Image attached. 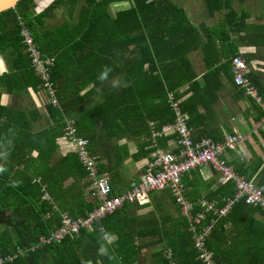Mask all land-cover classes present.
I'll use <instances>...</instances> for the list:
<instances>
[{
  "label": "trees",
  "instance_id": "1",
  "mask_svg": "<svg viewBox=\"0 0 264 264\" xmlns=\"http://www.w3.org/2000/svg\"><path fill=\"white\" fill-rule=\"evenodd\" d=\"M126 1H131L135 6L119 12L116 16L110 14V6ZM78 2L79 0H55L46 6L42 0H23L16 8L0 15V55L10 51L13 60L12 73L0 78V86L8 85V89L11 87L9 85L16 86L17 78L21 74L27 82L26 88L32 87L39 91L45 85V81L35 72L32 59L26 53L21 23H25L31 30L44 54L53 55L52 52L57 54V56L53 55L56 59L51 78L54 89L58 87L59 80L71 82L73 86L77 80L76 70L81 67L86 78L83 87L72 90V95L77 96L91 83L99 85L106 82L107 75L104 71L114 67L116 63L120 65L121 72L127 74L138 88V83L133 79L138 77L148 82L149 90L146 98L151 104V113L156 116L154 118L152 116L151 119L140 116L139 120H143L144 128H146L145 120L152 122L160 120V125L174 123L175 117L171 111L168 96L169 93H173L176 96L175 101L181 100L182 96L177 92L189 80L188 55L190 52L203 49L204 60L210 67L209 72L204 76L205 87L190 88L192 96L182 102L180 109L190 120L196 115L194 107L198 102L197 98L209 97L210 88L217 81H222L224 74L229 75L233 71L232 62L239 52L235 49H227L231 31L222 27L191 25L186 11L173 0H83L82 9L74 23L67 22L56 30L47 32L44 30L47 19L51 18L55 10L60 9L63 3L72 7L70 11L74 14V8ZM203 2L212 14L222 11L225 7L224 0H203ZM230 20L231 23L236 22L235 19ZM203 38L206 41H203ZM129 47L133 50L127 58L126 50ZM54 57L51 58L54 60ZM145 66H148L149 72H143ZM175 70L182 78L181 86L171 83ZM158 71L160 74H157ZM253 78L252 75L251 79ZM165 85L168 90L165 89ZM220 88L221 86L217 89ZM116 96V94L108 96L106 104L93 109V112L86 116L88 128H82L78 124L79 136L90 139L91 143L94 142V136L90 132L100 127L99 115L102 111L106 116L105 121L112 118L113 110L123 109L121 114L125 116L126 105H114ZM260 96L263 98L261 93ZM50 106L51 116L60 117L59 124L37 135L22 134L24 148L37 149L38 147L33 146L44 145L48 140L49 146L56 151L57 140L64 135L66 121L52 104ZM67 109L68 107L63 109L65 114ZM105 131L109 135L114 134L110 130L105 129ZM47 133H53V135L48 137ZM10 140L11 138L8 139V145ZM53 144L54 146H51ZM53 150L48 147L45 151H41L42 157L48 156L49 153V159L48 165L37 172V177H42L41 184L38 185L34 184L35 175L31 173L25 174L24 177L27 179L21 184V180L11 173L10 165L3 163V157L0 156L2 157L0 165L2 166L3 163L5 168L4 172H0L1 182L5 180L4 188L2 185L1 189L0 183V212L12 206L19 209L26 206L32 207L33 212L29 220L34 224L33 228L28 230L15 228L13 231H3L0 229L2 264H98L99 261L103 264H133L137 262L135 258L140 248L135 243V237L139 222H136L129 213V208L134 204H125L112 215L96 222L92 231L83 229L78 236L68 235L59 244L42 245L36 249L41 244L42 237L62 227V217L65 215L63 213L68 212L70 215H67L74 219L79 216L85 218L97 206V204L88 203L84 198L79 202L78 194L83 197L84 188L88 184L80 185V177H86L87 174L77 154L70 153L52 164ZM99 166L103 171L101 162ZM240 171L245 173L242 169ZM70 178L72 182H68ZM234 186L231 183L223 190V198L235 197L236 187ZM61 191L64 192L61 193ZM46 196L51 197L53 202L47 201ZM73 198L79 203L73 208H68L73 203ZM36 203L38 207H35ZM246 205L245 201L240 202L233 209L234 212L232 211L226 218L218 219L211 239L207 240V247L215 252L219 264H264V229H257L259 232L254 230L253 225L256 222L248 219V212L244 213V220L237 215L240 214V210L249 207ZM213 219L215 217L211 215L204 224H210ZM187 220L184 219L185 226L182 230L179 228L177 233L169 234L167 249L174 250L172 260L166 254L167 249H163L154 254L152 264H172V262L203 264L199 259L200 253L194 246L193 234L188 231L190 223L188 224ZM134 221L137 224L136 228ZM232 222L237 229L244 227L246 230L250 229V232L232 236L228 228ZM140 229L141 235H145V231L142 233L144 229ZM102 235L106 238L117 236L118 240L109 245ZM253 235H256L259 241L258 246L250 251L246 246L250 244ZM227 240H231L235 248L230 247ZM47 252L52 260L44 262L43 257ZM11 258L13 261H9Z\"/></svg>",
  "mask_w": 264,
  "mask_h": 264
},
{
  "label": "crops",
  "instance_id": "2",
  "mask_svg": "<svg viewBox=\"0 0 264 264\" xmlns=\"http://www.w3.org/2000/svg\"><path fill=\"white\" fill-rule=\"evenodd\" d=\"M42 1L47 6L55 0ZM82 4L80 3L74 8V14L70 11L72 7H61L55 10L52 17L47 19L44 30L46 32L56 30L67 22L74 23L82 9ZM178 4L180 8L186 11L191 25L195 27H222L231 31L232 35L229 38L227 49L237 50L239 52L238 56H243L248 61L251 70L250 78L253 75L254 78L251 80L256 83L254 85L257 86L259 95L260 93L262 94L263 98L260 97L264 103V0H224V9L214 14L206 9L203 0H178ZM134 6L135 4L131 1L115 3L110 6L109 12L116 16L119 12L131 9ZM230 19H235L236 22L231 23ZM203 41H206V39L203 38ZM25 45L26 53L31 58L27 44L25 43ZM131 50H133L132 47L127 48V58L130 57ZM52 54L57 56L54 52ZM43 55L48 58L54 57L44 53ZM55 59L56 57H54V62ZM188 64L189 80L177 92L182 96L181 100L177 101L180 108L182 102L192 96V89L190 88L198 87L203 89L205 87L204 76L210 70L209 65H206L204 60L203 49L190 52ZM12 65L11 52L2 53L0 55V78L12 73ZM137 68L139 67L137 66ZM143 69L144 73L149 72L147 71L149 69L148 66L143 67ZM121 71L120 65L116 63L114 67L104 71V74L107 75L105 77V79L107 78L106 82L99 83V85L91 83L90 86L83 89L81 94L76 96L72 95V90L83 87L86 78L81 67L78 68L75 73L77 80L73 86L71 82L67 83L59 80L58 87L55 89L57 104L52 103V98L47 92L45 82L43 89L39 91L32 87L26 88L27 82L23 74L17 78L16 86L12 87V85H9L11 86L9 89L7 88L8 85L0 86V156L3 157H0V159L2 158L3 163L6 162L8 166L10 165L11 173L21 180V184H23V180L27 179L24 177L26 173L35 175V185L41 184L40 180L42 177H37V172L48 165L49 159V153L48 156L42 157L41 151H45L48 147L51 150L53 148L49 146L48 140H46L44 145L33 146L38 147L37 149L32 147L26 149L22 143L21 136L25 133L37 135L44 130L49 131L50 128L59 124L60 120L58 119L60 117L54 118V116H51V104L57 109L63 120L66 121V128L68 122H73L76 136L89 141L88 149L97 160L99 171L109 174L110 183H112L114 195L116 196L129 191L134 184L140 182L147 173L149 162L152 159L151 152L154 148L178 151V135L175 132H163L165 127L175 124L176 117L174 112L171 110L175 117V121L172 124L160 125L161 121L159 119L160 122L157 120L153 122L145 120L146 128L142 127L143 120H139V117L151 119L153 116L151 104L146 98L149 90L148 82L144 79L140 80L138 77L133 79V81L138 83V88L129 79V76ZM174 72L175 76H173L171 83L172 85L181 86L182 78L177 70ZM157 74H160V71ZM219 86L221 88L217 89ZM165 89L168 90L166 85ZM115 94L117 96L114 105H126L125 116L121 114L123 109L113 110L112 118L114 120L110 118L105 121L106 116L101 110L102 112L99 115L100 127H96L94 131L90 132L94 136L93 144L90 139L79 136L78 124L82 128H88L89 124L86 122V116L93 112V109H98V107L106 104L108 96ZM168 97L170 104V98H175L176 96L173 93H169ZM197 101L195 104L197 108L194 107L195 118L187 120V127H189L194 140L199 141L203 138H211L221 143L225 142L231 135L244 136L245 140L239 143L237 149L228 150L224 156L238 172H241L240 169L245 171L246 175L243 172L241 174L249 179L250 182L264 188V113L258 103L236 85L233 71L229 75L224 74L223 80L217 81L210 88L209 97L197 98ZM67 107V113L65 114L64 110ZM66 128L64 129V135L57 140L56 151L54 149L51 152L52 155L54 153L53 158L51 157L52 164L70 153H76L75 145L65 137ZM105 129L110 130L114 134L109 135ZM52 135L53 133H47L48 137ZM9 138H11L9 141L10 145L7 144ZM11 146L13 147L10 148ZM51 146H54V144ZM7 160L9 161L7 162ZM100 162L104 169L103 171L100 170ZM3 163L2 166H4ZM86 177H80V185L84 186L85 183L88 185L84 188L83 197L78 194L79 202L84 198L88 203L98 205L92 196L90 180ZM68 182H72V178ZM0 183L1 189L2 185L4 188L5 180L1 182L0 178ZM184 184L186 186V197L194 204L196 212L204 211L206 203L213 204L217 201L224 203L225 200L234 198H223V190L230 184L223 185L221 183L219 173L211 164H204L188 172L184 175ZM63 192L61 191V193ZM221 198L223 199L221 200ZM32 199L35 200L36 197H32ZM46 200L53 202L51 197H47ZM72 202L68 208H73L79 203L74 198ZM38 206L36 203L35 207ZM249 207L240 210V214L237 215L244 220V213L248 212V219L256 222L253 225L254 230L264 229V211L252 206ZM129 209L130 216L136 222H139L136 229L135 243L140 248V252L135 258L138 261L133 264H140L142 260H151L150 263L152 264L154 254L167 249L169 234L172 232L175 234L179 228L181 230L184 228L185 224L183 222L185 218L181 212V207L173 199L170 192H154L148 194L144 200L134 204ZM32 210L33 208L28 206L22 209L15 208V206L3 209L0 212V229L13 231L15 228L26 230L33 228L34 224L29 220ZM136 222L134 221L135 228L137 226ZM187 223L189 224L190 222L187 220ZM140 228L144 229L142 233L145 231V235H141ZM228 228L234 230V232H231L232 236L238 233L250 232V229L246 230L244 227L237 229L233 222L228 225ZM92 230L93 228L89 231ZM188 231L193 234L190 230V224ZM102 237L109 245L118 240L117 236L106 238L105 235H102ZM227 241L230 247L235 248L231 240ZM258 241V237L253 235L250 244L246 248L250 251L255 249L258 246ZM169 250L174 251L172 248H168L166 254ZM231 252L236 251L231 250ZM43 260L47 262V260H52V257L47 252ZM98 264L103 263L99 261Z\"/></svg>",
  "mask_w": 264,
  "mask_h": 264
},
{
  "label": "built area",
  "instance_id": "3",
  "mask_svg": "<svg viewBox=\"0 0 264 264\" xmlns=\"http://www.w3.org/2000/svg\"><path fill=\"white\" fill-rule=\"evenodd\" d=\"M23 26L22 34L33 60L35 72L45 81L52 103L57 104L56 91L51 80L54 60L43 55L31 30L25 23H23ZM250 72V65L243 56H238L233 60V73L236 85L254 99L264 113V103L261 100L258 89L250 78ZM170 108L175 114L176 121L173 126L165 127L163 132H175L178 135V151L154 148L151 152L152 159L149 162L147 173L140 182L134 184L129 191L119 196L114 195L109 174L99 171L98 162L88 149L89 141L78 138L74 130V123L68 122L65 137L72 141L76 147L75 152L86 170L87 177L90 179L92 196L98 205L85 218L78 217L74 219L67 214L63 215L62 227L59 230L52 231L48 236L42 237L41 244L36 249L42 245L59 244L68 235L78 236L83 229L91 230L96 222L112 215L124 207L125 204L141 202L150 193L170 192L173 199L181 207L183 216L190 222L194 246L200 253L199 259L203 264H219L215 252L207 247V240L211 239L217 220L226 218L236 205L243 201L249 206L264 211V188L250 182L224 156L228 150L237 149L239 143L245 140L244 136L231 135L225 142L221 143L211 138H203L196 141L189 127H187L188 117L182 113L179 103L173 97L170 98ZM204 164H211L217 170L223 185L232 183L237 190L234 198L227 199L224 203L221 201L213 204L206 203L204 211L196 212L194 204L186 197L184 175ZM211 215L215 219L210 224H204L207 219H210ZM22 253L24 254V252ZM173 255L172 250L167 252L170 260H172ZM9 261H13V258ZM2 263L3 261L0 260V264ZM172 264L176 263L172 262Z\"/></svg>",
  "mask_w": 264,
  "mask_h": 264
},
{
  "label": "water",
  "instance_id": "4",
  "mask_svg": "<svg viewBox=\"0 0 264 264\" xmlns=\"http://www.w3.org/2000/svg\"><path fill=\"white\" fill-rule=\"evenodd\" d=\"M23 0H0V15L10 9L16 8Z\"/></svg>",
  "mask_w": 264,
  "mask_h": 264
},
{
  "label": "rangeland",
  "instance_id": "5",
  "mask_svg": "<svg viewBox=\"0 0 264 264\" xmlns=\"http://www.w3.org/2000/svg\"><path fill=\"white\" fill-rule=\"evenodd\" d=\"M53 2H54V1H53ZM53 2H52V3H53ZM173 2H175L176 4H178V0H173ZM80 3H83V0H79L78 4H80ZM178 5H179V4H178ZM61 7H68V8H70V6H69L67 3H63V4L61 5ZM75 7H77V5H76ZM21 25H22V27L24 28L23 23H21ZM231 232H234V230H231ZM150 261H151V260H150ZM150 261H148V260H142V262H141L140 264H151Z\"/></svg>",
  "mask_w": 264,
  "mask_h": 264
},
{
  "label": "clouds",
  "instance_id": "6",
  "mask_svg": "<svg viewBox=\"0 0 264 264\" xmlns=\"http://www.w3.org/2000/svg\"><path fill=\"white\" fill-rule=\"evenodd\" d=\"M5 168L3 166H0V172H4Z\"/></svg>",
  "mask_w": 264,
  "mask_h": 264
}]
</instances>
